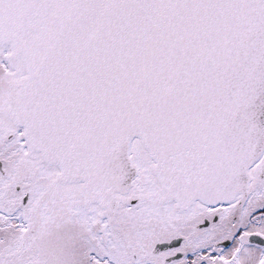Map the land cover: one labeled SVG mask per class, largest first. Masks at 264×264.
<instances>
[{"label":"snow or ice","instance_id":"obj_1","mask_svg":"<svg viewBox=\"0 0 264 264\" xmlns=\"http://www.w3.org/2000/svg\"><path fill=\"white\" fill-rule=\"evenodd\" d=\"M0 264H264V0H0Z\"/></svg>","mask_w":264,"mask_h":264}]
</instances>
